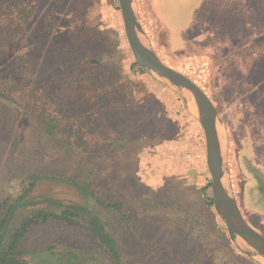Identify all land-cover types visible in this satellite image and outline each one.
<instances>
[{"label": "rangeland", "instance_id": "rangeland-1", "mask_svg": "<svg viewBox=\"0 0 264 264\" xmlns=\"http://www.w3.org/2000/svg\"><path fill=\"white\" fill-rule=\"evenodd\" d=\"M66 1L39 0L33 20L8 52V64L19 54L26 53L34 63L33 69L47 74L61 61L49 48L48 33L65 25L60 11L65 9ZM97 1L101 22L123 33L117 0ZM230 1L135 0V8L146 39L161 60L198 83L217 107L224 125L228 175L234 195L251 225L264 234V175L253 167L264 165V32L257 34L260 29L264 31V0H247L246 4L243 0ZM201 4L203 12L206 11V24L203 23L206 28H201V32L204 31L206 37L191 42L181 35V27L192 8ZM155 11L160 23L162 20L171 26L169 38L163 34ZM256 18L259 19L254 21ZM256 24L260 27L257 30ZM243 35L252 41L251 45L235 47L229 43L226 46L230 53L225 55L221 49L224 36L240 41ZM124 47L126 71L137 86L143 87L135 96L141 98L144 88L154 93L179 130L176 139L140 152L135 170L123 174L118 166L115 173L107 171L100 181V186L108 193L127 201L137 199L142 206L147 194L159 188L165 177L182 179V183L193 189L210 180V176L205 163L203 131L185 98L152 75L137 73L136 67L128 70L134 57L129 46ZM250 72H255L256 77ZM76 160L71 150L41 129H34L18 110L0 102V201L18 192V181L27 170L71 174ZM208 190L211 191L210 187ZM72 193L67 186L47 180L38 181L33 190L38 200L53 196L71 202L76 198ZM152 214H156L157 219H153ZM170 218L167 209L164 213L148 212L141 217L143 223L137 224L136 231L129 226L119 227L117 259L112 264H181L173 261L166 241L178 234L183 222L179 217L177 223ZM218 218L226 236L216 243L218 253L208 256L202 264H251L252 261L260 264L258 257L256 260L238 247L237 243L243 246L241 240L234 239ZM229 236L231 242L226 240ZM92 243L93 239L81 231L49 224L37 232L33 245L35 250L49 252L44 257L46 261L39 255L33 264H111L105 255L92 249Z\"/></svg>", "mask_w": 264, "mask_h": 264}, {"label": "trees", "instance_id": "trees-1", "mask_svg": "<svg viewBox=\"0 0 264 264\" xmlns=\"http://www.w3.org/2000/svg\"><path fill=\"white\" fill-rule=\"evenodd\" d=\"M38 2L0 0V102L18 110L34 129L71 150L77 160L71 174L27 170L18 181V192L0 201V264H33L39 255L44 259L49 252L35 250L34 236L49 224L89 235L92 249L112 264L118 253L117 229L135 230L143 215L165 209L171 220L177 223L179 217L183 222L178 234L166 241L174 262L202 264L217 254L216 243L226 230L213 208L210 180L189 189L182 179L165 177L142 206L137 199H120L100 186L107 171L115 173L118 166L123 174L135 170L140 152L176 139L179 131L154 93L144 88L141 98L135 96L143 87L126 71L128 44L122 31L101 22L100 2L66 1L60 11L65 25L48 33L49 48L61 61L47 74L39 71L44 74L40 76L26 53L7 63L11 46L33 20ZM134 67L144 72L132 60L128 70ZM41 180L67 186L75 200L35 199L33 190ZM226 240L231 242L230 236Z\"/></svg>", "mask_w": 264, "mask_h": 264}, {"label": "water", "instance_id": "water-1", "mask_svg": "<svg viewBox=\"0 0 264 264\" xmlns=\"http://www.w3.org/2000/svg\"><path fill=\"white\" fill-rule=\"evenodd\" d=\"M117 3L123 33L138 67L175 90L185 98L189 106L190 103L193 104V115L203 131L205 163L210 176V197L215 212L234 239L239 238L245 246L236 242L238 247L256 260L259 256V263L264 264V234L251 225L242 213L230 183L225 135L223 145L217 131L218 126L224 129L217 107L198 83L161 60L146 39L135 0H117Z\"/></svg>", "mask_w": 264, "mask_h": 264}, {"label": "crops", "instance_id": "crops-1", "mask_svg": "<svg viewBox=\"0 0 264 264\" xmlns=\"http://www.w3.org/2000/svg\"><path fill=\"white\" fill-rule=\"evenodd\" d=\"M233 0H231L230 1V3L232 2ZM241 2H242V0H240ZM246 1L247 0H243V4H246ZM186 3V2H185ZM204 12H206V11H204ZM204 12H203V6H202V4H201V6H197L196 8L194 7V8H192V10H191V12H190V15H189V17L187 18V22L181 27V35L182 36H185L186 37V39L187 40H190L191 42H199V39L200 38H202V37H206L205 36V32L203 31V32H201V28H206V26L203 24V23H205V14H204ZM155 15H156V18L158 19V23H159V25L161 26V28L163 29V34H165L166 35V37H167V35H168V38H169V36L171 35V34H169V30L171 29V26L170 25H166L162 20H160L161 21V23L159 22V17L157 16V14L155 13ZM259 18H256V19H254V21H257ZM252 23H253V20L251 21V25H252ZM206 24V23H205ZM258 26V27H257ZM256 30L257 29H259L260 27H259V25H257L256 24ZM169 29V30H168ZM259 31V33H257V34H262L264 31H261V29L260 30H258ZM195 32H197V34L195 33ZM223 36V35H222ZM222 36H219V39H221L222 38ZM261 37H263V35L261 36ZM260 37V38H261ZM246 37H244V35L243 36H241L240 37V41H234L233 40V37H231V36H227V37H225L224 36V38L222 39V45H224L223 46V48H221V47H219V50H220V48L222 49V51H224L225 52V55H226V53L229 55V53H230V51H229V47H227L226 45L227 44H231V45H235V47L237 46V44H241V45H243V46H249V45H251V43H252V41L251 40H247V39H245ZM167 41H168V39H167ZM217 45H219V43L217 44ZM220 46V45H219ZM231 49H233V48H231ZM221 51V53H223ZM224 54V53H223ZM255 56H256V53L254 54ZM255 56H253V57H255ZM235 57H242V56H235ZM253 167L256 169V170H258L259 172H261L262 173V175H264V165L263 166H258V167H256V166H254L253 165ZM246 217V216H245ZM247 218V217H246ZM249 221V220H248ZM250 222V221H249ZM251 224V223H250ZM259 230V229H258ZM260 231V230H259Z\"/></svg>", "mask_w": 264, "mask_h": 264}, {"label": "bare ground", "instance_id": "bare-ground-1", "mask_svg": "<svg viewBox=\"0 0 264 264\" xmlns=\"http://www.w3.org/2000/svg\"><path fill=\"white\" fill-rule=\"evenodd\" d=\"M190 102V101H189ZM191 105V107H190V109L192 110L193 109V104L192 103H190ZM217 131H218V133H219V138H221V141L223 140V145H224V133H223V129L221 128V127H217ZM243 244V243H242ZM244 246V245H243ZM245 247V246H244ZM258 258H259V256H257Z\"/></svg>", "mask_w": 264, "mask_h": 264}]
</instances>
